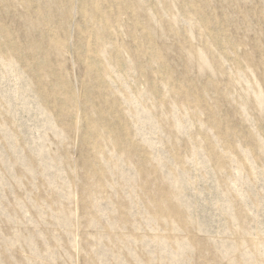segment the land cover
Listing matches in <instances>:
<instances>
[{
    "label": "rangeland",
    "instance_id": "rangeland-1",
    "mask_svg": "<svg viewBox=\"0 0 264 264\" xmlns=\"http://www.w3.org/2000/svg\"><path fill=\"white\" fill-rule=\"evenodd\" d=\"M0 264H264V0H0Z\"/></svg>",
    "mask_w": 264,
    "mask_h": 264
}]
</instances>
